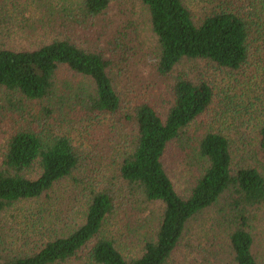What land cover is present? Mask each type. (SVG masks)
I'll use <instances>...</instances> for the list:
<instances>
[{
	"label": "trees",
	"instance_id": "trees-1",
	"mask_svg": "<svg viewBox=\"0 0 264 264\" xmlns=\"http://www.w3.org/2000/svg\"><path fill=\"white\" fill-rule=\"evenodd\" d=\"M139 1L148 10L159 47V74L167 76L185 61L202 60L231 70L247 63L255 23L242 11L214 13L197 24L182 0ZM111 2L81 0L78 16L81 21L104 16ZM112 63L103 53L83 49L69 39L35 50L2 49L0 89L13 97L46 102L51 116L66 117L78 108L88 116H114L121 112L122 102L110 73ZM63 68L83 82L58 86ZM173 98L166 117L141 104L130 118L135 135L132 151L121 164V176L146 201L161 205L157 226L142 239L138 256L126 258L105 234L115 211L114 199L105 191L89 198L83 219L73 227L51 232L43 229L44 218L38 217H25L23 225H12L18 221L17 206L49 198L55 186L81 164L80 154L66 136L27 129L11 137L0 166V264H77L84 258L88 264H168L192 221L225 196L228 220L234 225L229 235L234 264H260L253 254L249 222L251 211L264 204V125L259 141L262 171L248 167L233 173L229 139L210 132L199 147L207 164L189 196L183 198L164 157L169 145L207 112L214 92L206 82L181 75Z\"/></svg>",
	"mask_w": 264,
	"mask_h": 264
},
{
	"label": "rangeland",
	"instance_id": "rangeland-1",
	"mask_svg": "<svg viewBox=\"0 0 264 264\" xmlns=\"http://www.w3.org/2000/svg\"><path fill=\"white\" fill-rule=\"evenodd\" d=\"M80 1L0 0V50H35L54 40L69 39L83 49L103 53L113 62L110 73L121 98V112L95 117L78 108L66 117L51 116L46 102L13 97L0 89V166L11 137L19 131L47 130L69 138L81 164L55 186L49 198L17 206L18 221L12 225H23L25 217H38L44 218V230L73 227L83 219L89 198L105 191L115 202L105 234L129 259L141 253L142 239L155 230L161 209L121 176V164L132 151L135 135L130 118L141 104L151 105L166 117L174 105L173 87L179 76L206 82L214 98L207 112L165 154L164 165L177 192L187 198L206 166L199 147L210 132L229 139L233 173L248 167L263 170L259 141L264 125V0H182L197 24L214 13L242 11L255 26L248 61L241 69L185 61L167 76L157 70L159 47L148 10L139 0H112L104 16L82 18L83 22L77 10ZM57 79L58 86L83 82L65 68ZM228 209L225 196L193 220L168 264H234L229 245L234 225L228 220ZM249 224L253 254L258 263H264V204L251 211ZM77 264L88 261L84 258Z\"/></svg>",
	"mask_w": 264,
	"mask_h": 264
}]
</instances>
